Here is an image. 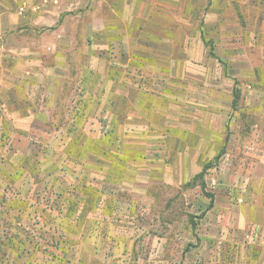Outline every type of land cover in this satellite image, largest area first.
Returning <instances> with one entry per match:
<instances>
[{
    "label": "crops",
    "instance_id": "crops-1",
    "mask_svg": "<svg viewBox=\"0 0 264 264\" xmlns=\"http://www.w3.org/2000/svg\"><path fill=\"white\" fill-rule=\"evenodd\" d=\"M153 2L91 20L0 7V264H127L145 249L118 203L207 164L222 251L264 264V0H237V22L230 0ZM233 172L257 179L251 202L214 193Z\"/></svg>",
    "mask_w": 264,
    "mask_h": 264
},
{
    "label": "rangeland",
    "instance_id": "rangeland-1",
    "mask_svg": "<svg viewBox=\"0 0 264 264\" xmlns=\"http://www.w3.org/2000/svg\"><path fill=\"white\" fill-rule=\"evenodd\" d=\"M110 1L112 0H0V7L7 6L11 11L16 12L19 10L26 15H30V4H32L38 6L40 10L56 11L63 16L80 11L86 19L91 20L95 8L103 16H107L110 12L108 6ZM131 1V5L126 6L124 4L123 8H135L136 1L142 2L141 5L146 7L148 5L149 7L160 5L159 3L154 5L153 0ZM230 3V9L233 11L229 14L230 21L237 22L241 19V17L240 19L236 17L239 13L237 0H230ZM25 23L28 25V17ZM72 34L77 38V32L74 35L72 31L69 34L70 37ZM19 36L26 42L33 38L29 31L20 32ZM41 37L46 39L44 35H41ZM209 47L211 48V45H208ZM69 48L71 58L76 59L74 57L78 56L81 48L73 44ZM73 52H75L74 56ZM73 71L75 70L73 69ZM215 161L217 170H220L221 160L215 159L212 163ZM210 173L211 171L205 176L209 177ZM247 177L248 179L246 178L242 183L243 185L241 184L242 186L239 187L236 173L233 172L230 175L223 176L225 184L233 189H240V194H236L235 190L228 192L229 187L224 189L222 186L217 187L214 193L220 198H224L225 195L231 196L235 202L238 198L244 196L243 201L246 199L251 202L250 199L255 197L258 181L251 174H248ZM208 186L207 177L205 178L203 175V177H197L188 183H183L178 188L151 189V195L147 198V202L144 200V204L135 202L134 205H131V202L128 201V205H126L125 202H119V211L128 215L125 218L124 226L135 232L136 246L140 249L143 246L146 251L134 254L135 257H124L123 261L127 264H227V262L238 264V254H234L232 258H229V255L222 251L223 246L220 235L222 231L224 232L222 226L225 223L213 222L214 219L206 216L210 214L208 211L209 194L212 195V200L214 198L212 191L207 190ZM242 193L243 195H241ZM131 214H134V219L129 218ZM210 226L217 227L215 230L218 231L219 236H216V238L204 236L203 238V233ZM40 228L39 235L42 231ZM61 241L62 238L57 237L54 245L60 247ZM214 245L217 246L212 250L211 247H214ZM254 257L257 258L258 255H254Z\"/></svg>",
    "mask_w": 264,
    "mask_h": 264
},
{
    "label": "trees",
    "instance_id": "trees-1",
    "mask_svg": "<svg viewBox=\"0 0 264 264\" xmlns=\"http://www.w3.org/2000/svg\"><path fill=\"white\" fill-rule=\"evenodd\" d=\"M235 97H236V95H235ZM235 104V100L233 101V105ZM210 164H207V165H205V168L203 169V171H201L199 174H197L195 177H194V179L195 178H197V177H203V174H204V170L206 169V167H208ZM209 196H210V200L212 201V195L211 194H209ZM211 205V203L209 204V206Z\"/></svg>",
    "mask_w": 264,
    "mask_h": 264
}]
</instances>
